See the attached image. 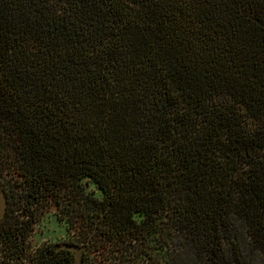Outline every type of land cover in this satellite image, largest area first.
Instances as JSON below:
<instances>
[{
    "label": "trees",
    "instance_id": "obj_1",
    "mask_svg": "<svg viewBox=\"0 0 264 264\" xmlns=\"http://www.w3.org/2000/svg\"><path fill=\"white\" fill-rule=\"evenodd\" d=\"M0 188L80 264H264V0H0Z\"/></svg>",
    "mask_w": 264,
    "mask_h": 264
},
{
    "label": "rangeland",
    "instance_id": "obj_2",
    "mask_svg": "<svg viewBox=\"0 0 264 264\" xmlns=\"http://www.w3.org/2000/svg\"><path fill=\"white\" fill-rule=\"evenodd\" d=\"M87 187H92L91 183H88ZM94 191L96 192L95 189ZM14 209V212L16 214L15 216H17L18 218L17 220L22 222L24 226L26 225L24 220H31L30 223H27V228L29 227L30 230L28 231L27 229L28 233L25 239V247L30 250H34L37 246L47 240H51L55 237L60 238L61 235L64 236L66 233V229L64 227L65 221L55 216V212L57 211V209H55L51 205L44 206L39 203L37 204L35 200H31L27 204H22L20 207H15ZM30 211H33L34 213L32 219L29 217ZM84 252H86L88 255L94 254L95 259L98 257V255L94 253L95 250H91V247H85ZM110 263L111 261L109 259H104L99 262V264Z\"/></svg>",
    "mask_w": 264,
    "mask_h": 264
},
{
    "label": "built area",
    "instance_id": "obj_3",
    "mask_svg": "<svg viewBox=\"0 0 264 264\" xmlns=\"http://www.w3.org/2000/svg\"><path fill=\"white\" fill-rule=\"evenodd\" d=\"M26 225L20 221L15 228H10L0 237V264H29V251H27L26 236L27 223L31 220H24Z\"/></svg>",
    "mask_w": 264,
    "mask_h": 264
},
{
    "label": "flooded vegetation",
    "instance_id": "obj_4",
    "mask_svg": "<svg viewBox=\"0 0 264 264\" xmlns=\"http://www.w3.org/2000/svg\"><path fill=\"white\" fill-rule=\"evenodd\" d=\"M30 230V228L28 229ZM66 243H74L73 242V238H72V234H71V231H67L65 233V235H61L60 238H53L51 240H47L45 242H43L42 244H40L39 246H37L35 249L36 250H41L42 248H44V252L41 254V257H40V260L42 261H45L47 259H51L54 255V252H57V251H62V252H66L67 253V256H68V259L70 261V264H72V261H73V252L72 250L68 249V248H65L63 246V244H66ZM80 243V242H78ZM48 244H51L50 246L51 247H48L46 245ZM85 248V247H84ZM84 248H82L81 250V256L83 255V252H84ZM34 249V250H35ZM34 250H30L27 248V251H29V264H33L35 261V255L33 256V252ZM34 259V260H33Z\"/></svg>",
    "mask_w": 264,
    "mask_h": 264
},
{
    "label": "water",
    "instance_id": "obj_5",
    "mask_svg": "<svg viewBox=\"0 0 264 264\" xmlns=\"http://www.w3.org/2000/svg\"><path fill=\"white\" fill-rule=\"evenodd\" d=\"M4 205H5V196H4V193H3L2 189L0 188V216L3 213ZM93 229H94V227L92 226V228L89 230V232L87 233L86 237L84 238V240L81 243H79V244H76V243L63 244V246L65 248H68V249L72 250V252H73L72 264H80V261H81V250L87 244L88 237H89V235H90V233H91V231Z\"/></svg>",
    "mask_w": 264,
    "mask_h": 264
}]
</instances>
